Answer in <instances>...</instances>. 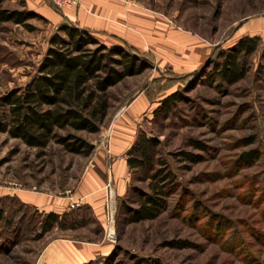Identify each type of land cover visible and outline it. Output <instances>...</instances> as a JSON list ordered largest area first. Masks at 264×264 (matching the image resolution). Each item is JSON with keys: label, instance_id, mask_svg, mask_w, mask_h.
Masks as SVG:
<instances>
[{"label": "rangeland", "instance_id": "374dc122", "mask_svg": "<svg viewBox=\"0 0 264 264\" xmlns=\"http://www.w3.org/2000/svg\"><path fill=\"white\" fill-rule=\"evenodd\" d=\"M133 1L199 40L207 49L204 59L181 71L148 48L133 49L147 68L108 88V116L99 132L76 134L101 144L135 95L156 103L178 91L171 112L154 117L155 105L132 122L131 132L135 140L143 130L159 141L155 155L167 162L175 180L167 208L153 220L127 223L122 205L136 207L148 182L143 171L129 170L122 197L112 181V195L105 192L110 179L104 183V229L88 209L75 207L66 222L75 218L76 227L54 226L43 233L40 212L11 192H69L79 184L92 153H70L53 141L43 149L31 148L0 132V264H38L54 238L93 241L102 235L109 252L85 264H264V0ZM1 6L31 17L23 24L0 25V97L31 81L50 37L65 23L61 9L49 0H2ZM244 34H258L260 45L243 59L245 76L229 85L211 70L219 51ZM192 140L205 149L190 145ZM181 152L200 160L190 162ZM247 152L257 156L251 164L241 160Z\"/></svg>", "mask_w": 264, "mask_h": 264}, {"label": "trees", "instance_id": "16d2710c", "mask_svg": "<svg viewBox=\"0 0 264 264\" xmlns=\"http://www.w3.org/2000/svg\"><path fill=\"white\" fill-rule=\"evenodd\" d=\"M1 2L0 25L9 21L23 24L31 17L24 12L7 10ZM48 44L31 81L0 97V132L27 147L43 149L53 141L70 153L89 156L94 146L76 133L99 132L108 116V88L128 75L141 73L147 63L133 48L106 46L87 29L66 22L58 27ZM259 45L258 36L240 37L232 47L219 51V60L211 73L229 85L238 82L247 72L243 59ZM261 58L264 60V50ZM177 101L178 91L163 97L152 111L154 117L167 115ZM158 145L154 136L142 130L126 152L129 170L143 171L148 180L147 191L140 192L136 207L122 205L127 223L153 220L168 206L175 180L167 162L155 155ZM190 145L205 149L198 141L192 140ZM180 154L190 162L200 160L198 155L189 152ZM255 158L253 152L241 155V160L247 164ZM40 214L38 223L43 233L54 226L73 228L78 224L75 218L66 222L69 212ZM3 219L4 212L0 208V222Z\"/></svg>", "mask_w": 264, "mask_h": 264}, {"label": "crops", "instance_id": "0c3cea01", "mask_svg": "<svg viewBox=\"0 0 264 264\" xmlns=\"http://www.w3.org/2000/svg\"><path fill=\"white\" fill-rule=\"evenodd\" d=\"M59 15L66 23L87 29L106 46L131 47L139 51L148 48L154 56L173 61L181 71L197 67L207 51L192 35L179 33L160 15L133 0H82L80 6L61 9ZM175 54L178 57L174 61ZM157 104L139 93L124 106L110 127L109 138L98 145L92 143V159L75 189L64 194L16 189L11 195L42 214H63L75 207L88 209L104 229V183L110 179L117 196L125 194L129 174L126 152L135 140L131 134L132 122L148 114ZM109 249L103 235L93 241L54 238L43 248L38 264H85L107 254Z\"/></svg>", "mask_w": 264, "mask_h": 264}, {"label": "built area", "instance_id": "2783aa9c", "mask_svg": "<svg viewBox=\"0 0 264 264\" xmlns=\"http://www.w3.org/2000/svg\"><path fill=\"white\" fill-rule=\"evenodd\" d=\"M49 1L58 9L80 6L82 4V0H49ZM105 192L112 195L113 189L110 181H108V183L105 185ZM108 223L109 224L111 223L112 225L113 222L108 221Z\"/></svg>", "mask_w": 264, "mask_h": 264}]
</instances>
